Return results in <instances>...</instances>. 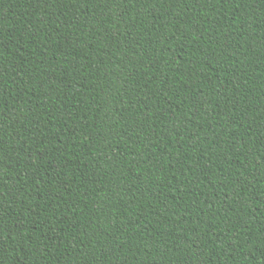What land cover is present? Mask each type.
Wrapping results in <instances>:
<instances>
[{
  "label": "trees",
  "instance_id": "obj_1",
  "mask_svg": "<svg viewBox=\"0 0 264 264\" xmlns=\"http://www.w3.org/2000/svg\"><path fill=\"white\" fill-rule=\"evenodd\" d=\"M0 264H264V0H0Z\"/></svg>",
  "mask_w": 264,
  "mask_h": 264
}]
</instances>
